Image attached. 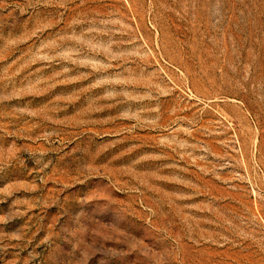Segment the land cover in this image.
I'll return each instance as SVG.
<instances>
[{"label":"rangeland","instance_id":"obj_1","mask_svg":"<svg viewBox=\"0 0 264 264\" xmlns=\"http://www.w3.org/2000/svg\"><path fill=\"white\" fill-rule=\"evenodd\" d=\"M0 264H264V0H0Z\"/></svg>","mask_w":264,"mask_h":264}]
</instances>
